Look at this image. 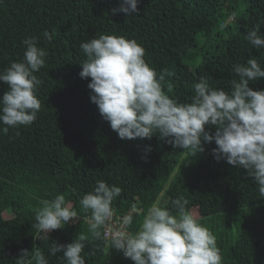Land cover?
<instances>
[{
  "label": "trees",
  "instance_id": "1",
  "mask_svg": "<svg viewBox=\"0 0 264 264\" xmlns=\"http://www.w3.org/2000/svg\"><path fill=\"white\" fill-rule=\"evenodd\" d=\"M121 0H0V72L22 61L23 40L37 38L46 50L45 65L34 75L41 109L29 126L0 132V264H15L21 250L39 248L48 264H65L62 253L49 255L54 244L87 235L81 253L86 264H134L106 240H93L80 200L98 180L121 187L113 202L117 214L132 204L140 208L128 229L135 232L148 208L158 202L173 215L172 200L183 196L187 209L205 227L221 212L247 208L242 218L225 224L216 237L222 264H264V198L254 178L217 161L214 141H202L204 152L191 156L173 148L158 134L151 139H120L90 101L89 78L79 76L86 56L80 48L101 34L134 39L145 50L146 63L159 74L163 91L189 103L194 84L231 92L238 79L235 64L255 58L264 67V49L245 39L259 25L264 33V0H138L139 12L125 16L111 9ZM47 31L52 39L43 36ZM198 57L202 60L194 64ZM264 89V78L249 82ZM8 86L0 82V96ZM4 125L0 124V128ZM211 133L214 128L205 126ZM151 146V151H147ZM63 194L79 219L39 240L35 216L41 201ZM34 264V261H33Z\"/></svg>",
  "mask_w": 264,
  "mask_h": 264
},
{
  "label": "clouds",
  "instance_id": "2",
  "mask_svg": "<svg viewBox=\"0 0 264 264\" xmlns=\"http://www.w3.org/2000/svg\"><path fill=\"white\" fill-rule=\"evenodd\" d=\"M111 11L131 16L139 12L138 0H121ZM43 36L52 39L47 31ZM245 39L253 48L264 49L259 25L249 30ZM23 44V60L12 62L0 72V82L8 86L0 96V124L4 125L0 132L4 134L9 128L31 125L41 109L37 89L42 81L34 73L45 65L47 52L37 46L36 37L24 39ZM80 48L86 59L80 63L79 76L91 78L90 101L120 139H151L158 134L173 148L186 149L191 156L204 152L202 141H214V158L244 169L264 198V89L249 87V82L264 78V67L255 58L233 66L238 79L231 81L230 93L210 87L201 78L194 84L191 101L179 103L162 89L167 70L158 74L151 68L144 59V48L134 39L101 34L82 42ZM205 126L215 131L210 134ZM121 192V187L98 180L94 190L80 200L83 212L89 214L88 232L93 240H109V247L134 264H222L215 235L187 209L189 201L183 196L172 200L176 215L157 202L148 208L135 232L128 231L133 224L132 213L121 218L120 230L102 231L114 215L112 205ZM41 204L32 225L39 240H48L53 230L75 223L79 216L63 194ZM88 239L80 234L71 243H54L49 255L62 253L65 264H86L81 253ZM33 261L48 264L39 248L31 256L29 250H21L15 264Z\"/></svg>",
  "mask_w": 264,
  "mask_h": 264
},
{
  "label": "rangeland",
  "instance_id": "3",
  "mask_svg": "<svg viewBox=\"0 0 264 264\" xmlns=\"http://www.w3.org/2000/svg\"><path fill=\"white\" fill-rule=\"evenodd\" d=\"M202 60V57H198L194 64H197L199 63L200 61ZM247 208L245 209H242V208H236V209H233V210H229V211H224V212H221V214L219 216L216 217V219H214L213 221H210L208 223V229L212 232V233H215V232H220L225 224H230L232 225L230 227V229L232 231H234V222L240 218H242L243 214L245 212H247Z\"/></svg>",
  "mask_w": 264,
  "mask_h": 264
},
{
  "label": "built area",
  "instance_id": "4",
  "mask_svg": "<svg viewBox=\"0 0 264 264\" xmlns=\"http://www.w3.org/2000/svg\"><path fill=\"white\" fill-rule=\"evenodd\" d=\"M141 209L136 207L135 204H132V206L124 213L122 214H117L115 211H114V215L112 217V219L108 222V225L106 226L105 229H102V231H107L109 233L113 232V231H118L120 230V222H121V218L125 215V214H128V213H134L135 211H140ZM79 219V216L78 218ZM84 220L87 221V217L84 218ZM129 231V230H128ZM107 242H109V240H106ZM123 255V253H122Z\"/></svg>",
  "mask_w": 264,
  "mask_h": 264
}]
</instances>
